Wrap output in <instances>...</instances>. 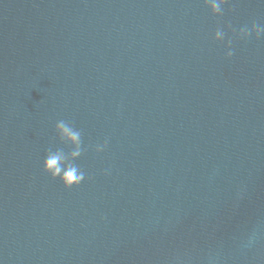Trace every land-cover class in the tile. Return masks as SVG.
<instances>
[{"label":"water","instance_id":"water-1","mask_svg":"<svg viewBox=\"0 0 264 264\" xmlns=\"http://www.w3.org/2000/svg\"><path fill=\"white\" fill-rule=\"evenodd\" d=\"M257 27L264 0H0V264H264Z\"/></svg>","mask_w":264,"mask_h":264},{"label":"clouds","instance_id":"clouds-1","mask_svg":"<svg viewBox=\"0 0 264 264\" xmlns=\"http://www.w3.org/2000/svg\"><path fill=\"white\" fill-rule=\"evenodd\" d=\"M224 0H211V8L214 12L220 11V4ZM264 33V27H257V34ZM218 36L222 35L221 33L217 34ZM57 130L62 139L68 141L69 143L79 145L80 143V134L75 131L71 126L60 122L57 125ZM79 155V151H74L72 153L73 157ZM44 170L48 172L53 178L60 177L62 183L65 187H72L73 185H78L83 180V173L78 172V169L66 163V157L61 152H55L49 154L44 161Z\"/></svg>","mask_w":264,"mask_h":264}]
</instances>
